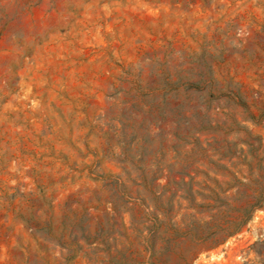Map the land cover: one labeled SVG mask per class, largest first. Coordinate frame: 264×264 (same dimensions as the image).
Listing matches in <instances>:
<instances>
[{"label":"rangeland","instance_id":"obj_1","mask_svg":"<svg viewBox=\"0 0 264 264\" xmlns=\"http://www.w3.org/2000/svg\"><path fill=\"white\" fill-rule=\"evenodd\" d=\"M0 264H264V0H0Z\"/></svg>","mask_w":264,"mask_h":264}]
</instances>
